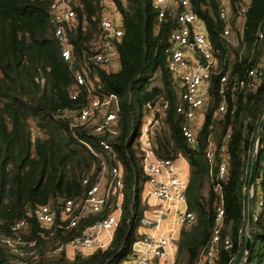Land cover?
<instances>
[{
    "label": "trees",
    "instance_id": "obj_1",
    "mask_svg": "<svg viewBox=\"0 0 264 264\" xmlns=\"http://www.w3.org/2000/svg\"><path fill=\"white\" fill-rule=\"evenodd\" d=\"M53 1L0 0V264H19L18 257L1 239L15 236L12 226L22 219L27 229L20 235L35 240L37 252L36 258L26 259V264H121L131 252L145 208L141 192L146 176L138 131L143 117L158 103L162 110L154 113L162 117L165 127L153 140L157 155L174 159L182 153L190 165L186 198L195 222L180 231L177 264H197L200 251L210 239L220 204L224 212L221 235L229 239L230 246H221L208 264H264L263 212L248 227L250 247L243 259L247 196L241 190L249 175L253 141L264 112V37L258 38V33L264 34V0H249L242 33L235 45L222 35V0H190L192 11L203 21L217 61L194 145H188L181 134L183 117L176 111L178 85L165 61L169 35L175 28L173 14L166 13L158 21L159 8L154 0H72L75 16L72 25L64 28L70 59L64 60L60 39L54 35ZM106 1L116 8L122 35L116 43L115 61L104 67L92 58L98 50L101 7ZM236 2L229 0L234 30ZM260 62L258 84L249 89L247 84L252 78L248 70ZM79 72L96 75L93 94L117 96L116 135L96 134L92 127L75 122L74 112L89 101L85 87L74 86V76ZM156 74L160 79L158 86L151 84ZM223 74L227 75L226 107L214 116L221 100L218 90ZM240 81L245 83L243 87L239 86ZM73 91L77 93L75 99L71 97ZM209 138L215 149L211 175L205 157ZM100 139L111 147L114 158L99 147ZM222 145L227 169L224 177L218 179L217 161ZM103 160L108 167L119 161L123 169L122 213L111 242L104 249L72 259L62 253L48 254L76 232L56 228L62 202L85 194ZM260 173L259 187L264 193V125L258 139L254 175ZM217 184L220 188L215 190ZM41 205L53 209L55 219L50 228H43L29 214ZM102 216L89 214L80 226Z\"/></svg>",
    "mask_w": 264,
    "mask_h": 264
},
{
    "label": "built area",
    "instance_id": "obj_2",
    "mask_svg": "<svg viewBox=\"0 0 264 264\" xmlns=\"http://www.w3.org/2000/svg\"><path fill=\"white\" fill-rule=\"evenodd\" d=\"M154 1L159 8L158 21H162L166 13L173 14L175 19V28L170 32L169 45L165 49V61L178 85L179 104L176 111L183 117L180 124L181 134L188 145H194L196 130L203 121L204 106L209 98L211 74L217 61L203 21L192 11L190 0ZM71 2L72 0H54L51 8L54 35L60 39V55L64 60L70 59V46L64 28L72 25L75 16ZM248 4L249 0H237L234 30L231 27L229 0L221 1L219 19L225 23L222 35L226 38L231 36L229 42L234 45L239 40L238 35L241 36ZM101 14L100 41L92 59L95 64L107 67L115 61V47L122 35V28L116 8L109 1L101 7ZM263 37V33H258L259 39ZM200 57L204 58L205 64L201 63ZM261 66L262 62L248 70V75L252 78L251 83L247 84L249 89H254L258 84L257 74L260 73ZM74 77V86H84L89 97L87 104L74 112L75 122L92 127L93 133L96 134L116 135L117 96L110 94L99 97L93 94L95 74L89 76L79 72ZM219 80L218 92L221 100L214 116L223 113L226 107L227 75H221ZM238 84L240 87L245 85L243 81ZM233 88L234 84L231 86L232 90ZM76 95V91H73L72 99H75ZM164 127L162 117L154 112H148L140 123L137 143L142 153V169L146 176L141 192V202L145 208L138 220L137 237L131 245V252L121 264H175L176 243L180 231L184 226L195 222V214L187 206L186 189L190 179V165L187 159L182 153H178L174 159L160 157L154 149L153 140ZM225 137L228 138L229 133ZM98 145L111 158L115 157L104 139H100ZM257 145L258 141L256 146L253 142L252 156H256ZM90 150L93 152L91 148ZM219 153L216 170L218 179L224 177L227 169L224 145L220 146ZM205 157L211 175L215 164L214 142L211 138L207 141ZM248 178L249 175L241 190L247 199L252 197V220H256L261 212L264 213V193L259 187L262 177L254 175L250 186ZM83 183L87 184L88 180L84 179ZM87 185L85 194L80 199H65L60 208V222L56 228L62 231L75 230V234L66 242L56 244L48 254L62 253L72 259L76 255H89L98 249H104L111 242L122 213L123 169L120 162L117 161L115 165L108 167L103 160L96 179ZM219 188L220 184H217L215 190ZM29 214L43 228H50L54 223L53 209L49 205H41ZM89 214L103 216L80 226V221ZM223 214V206L220 204L215 213L210 239L200 251L197 264L212 263L221 246H230L229 239L221 235ZM26 229V221L18 220L12 226L15 236L1 239L9 251L18 257L19 264H26L28 257L37 256L36 241L20 235V232ZM243 233L245 235V228Z\"/></svg>",
    "mask_w": 264,
    "mask_h": 264
},
{
    "label": "water",
    "instance_id": "obj_3",
    "mask_svg": "<svg viewBox=\"0 0 264 264\" xmlns=\"http://www.w3.org/2000/svg\"><path fill=\"white\" fill-rule=\"evenodd\" d=\"M200 61L202 64H205L206 61L204 60L203 57H200ZM263 125H264V112H263V115L258 123V126H257V131H256V134H255V137H254V146H256L257 144V141L259 139V136L262 132V128H263ZM255 164H256V156L253 155L252 156V162H251V166H250V170H249V178H248V185L250 186L251 183H252V178L254 176V171H255ZM251 204H252V197H248L247 199V221H246V225H245V244H244V257L243 259L245 258L246 256V252L248 251L249 247H250V237L247 233V230H248V227L249 225L251 224V221H252V213H251ZM241 264V263H240Z\"/></svg>",
    "mask_w": 264,
    "mask_h": 264
},
{
    "label": "rangeland",
    "instance_id": "obj_4",
    "mask_svg": "<svg viewBox=\"0 0 264 264\" xmlns=\"http://www.w3.org/2000/svg\"><path fill=\"white\" fill-rule=\"evenodd\" d=\"M228 39L229 40H231L232 38H231V36L229 37L228 36ZM152 85H160V79H159V77H158V74H156L154 77H153V80H152V83H151ZM156 110H159V111H161L162 110V108H161V105L158 103V104H156L149 112L151 113H153L154 111H156ZM262 176V173H260V177ZM175 264H177V260H176V263ZM178 264H182V262L180 261Z\"/></svg>",
    "mask_w": 264,
    "mask_h": 264
}]
</instances>
